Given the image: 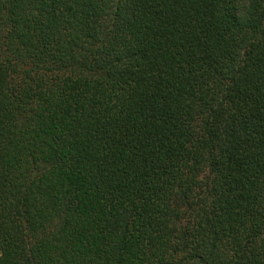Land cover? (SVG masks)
Wrapping results in <instances>:
<instances>
[{
  "label": "trees",
  "instance_id": "1",
  "mask_svg": "<svg viewBox=\"0 0 264 264\" xmlns=\"http://www.w3.org/2000/svg\"><path fill=\"white\" fill-rule=\"evenodd\" d=\"M0 264H264V0H0Z\"/></svg>",
  "mask_w": 264,
  "mask_h": 264
}]
</instances>
